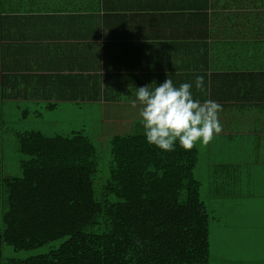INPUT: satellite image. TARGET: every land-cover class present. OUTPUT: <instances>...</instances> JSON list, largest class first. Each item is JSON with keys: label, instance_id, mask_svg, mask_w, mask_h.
<instances>
[{"label": "crops", "instance_id": "0c3cea01", "mask_svg": "<svg viewBox=\"0 0 264 264\" xmlns=\"http://www.w3.org/2000/svg\"><path fill=\"white\" fill-rule=\"evenodd\" d=\"M167 78L222 106L223 131L195 146L198 163L204 156L208 177L222 181L208 186L213 197L254 200L264 226V0H0L5 114L84 113L82 131L143 134L130 101Z\"/></svg>", "mask_w": 264, "mask_h": 264}, {"label": "trees", "instance_id": "16d2710c", "mask_svg": "<svg viewBox=\"0 0 264 264\" xmlns=\"http://www.w3.org/2000/svg\"><path fill=\"white\" fill-rule=\"evenodd\" d=\"M5 115L0 106V264H209L210 217L195 176L202 175L196 147L166 153L142 133L112 136L109 176L95 200L97 148L82 130L18 131L21 176L5 177ZM59 240L47 254L3 257V246L33 251Z\"/></svg>", "mask_w": 264, "mask_h": 264}, {"label": "rangeland", "instance_id": "374dc122", "mask_svg": "<svg viewBox=\"0 0 264 264\" xmlns=\"http://www.w3.org/2000/svg\"><path fill=\"white\" fill-rule=\"evenodd\" d=\"M64 114V115H63ZM49 113L43 117L26 116L23 117L21 111H6L5 115V144L3 147V175L21 176L20 163L25 159L18 152V143L16 133L18 131L38 130L47 136L69 135L72 130H82L80 122L86 121L91 117L84 113L73 114L67 112ZM79 120L80 127L71 125V122ZM116 134L126 135L128 133H110L107 130L103 132L87 131L85 135L89 137L97 148V172L92 177L91 186L95 200L100 198L102 186L109 176L112 163L110 155V138ZM199 144V143H198ZM205 149L203 144H199ZM204 156L201 158L199 172L195 176L202 183L201 198L208 207L210 226H209V245L210 257L209 264H264V254H255L254 250L258 247L257 237H264V226L255 224V213L252 203L254 200L238 203L239 200H231L230 205H223L221 195L218 200H209L208 188L210 186H219L221 190L222 181H212L205 170ZM246 191V190H244ZM4 202L0 205L1 212ZM63 240L49 243L44 247L33 251L15 252L12 248L3 246V257L5 259H26L43 254L59 246ZM264 248V245H262ZM263 250V249H262Z\"/></svg>", "mask_w": 264, "mask_h": 264}, {"label": "clouds", "instance_id": "9594fccd", "mask_svg": "<svg viewBox=\"0 0 264 264\" xmlns=\"http://www.w3.org/2000/svg\"><path fill=\"white\" fill-rule=\"evenodd\" d=\"M194 85L204 93V76H196ZM130 102L141 106L140 126L146 142L162 152H174L177 146L190 151L198 143L209 144L223 131L222 106L214 100L201 102L193 94L192 82L179 87L169 78L159 85L153 82L136 89Z\"/></svg>", "mask_w": 264, "mask_h": 264}]
</instances>
